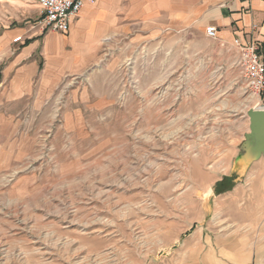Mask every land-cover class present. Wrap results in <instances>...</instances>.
<instances>
[{
    "label": "rangeland",
    "instance_id": "374dc122",
    "mask_svg": "<svg viewBox=\"0 0 264 264\" xmlns=\"http://www.w3.org/2000/svg\"><path fill=\"white\" fill-rule=\"evenodd\" d=\"M152 32L79 66L41 50L0 68V264H197L254 214L245 177L263 164L231 174L258 108L238 54Z\"/></svg>",
    "mask_w": 264,
    "mask_h": 264
},
{
    "label": "crops",
    "instance_id": "0c3cea01",
    "mask_svg": "<svg viewBox=\"0 0 264 264\" xmlns=\"http://www.w3.org/2000/svg\"><path fill=\"white\" fill-rule=\"evenodd\" d=\"M41 11L33 0H0V68H32L34 57L47 53L49 60L79 66L109 36H133L136 30L194 31L217 29L222 48L238 54L241 45L253 44L264 53V0H95L86 2L70 22L68 32L44 31L38 25ZM21 36L20 41L13 39ZM8 60L10 62H8ZM263 164L264 157L253 162ZM250 166V168H251ZM259 166V165H257ZM247 172L251 180L246 202L254 214L231 221V229L208 236L207 250L195 256L197 264H264V170ZM251 170V169H250ZM245 206H237L239 210ZM227 211V210H226Z\"/></svg>",
    "mask_w": 264,
    "mask_h": 264
},
{
    "label": "built area",
    "instance_id": "2783aa9c",
    "mask_svg": "<svg viewBox=\"0 0 264 264\" xmlns=\"http://www.w3.org/2000/svg\"><path fill=\"white\" fill-rule=\"evenodd\" d=\"M41 11L38 25L44 31L66 33L70 22L77 17L86 2L95 0H33ZM209 38L217 37V29L214 26L205 28ZM21 36L13 39L20 41ZM238 47V59L242 67V74L246 80V86L255 97L256 106L264 109V53H260L253 44L241 45L234 41Z\"/></svg>",
    "mask_w": 264,
    "mask_h": 264
},
{
    "label": "water",
    "instance_id": "95a60500",
    "mask_svg": "<svg viewBox=\"0 0 264 264\" xmlns=\"http://www.w3.org/2000/svg\"><path fill=\"white\" fill-rule=\"evenodd\" d=\"M248 131L239 145V154L233 159L231 174L238 179L250 165L264 157V109L250 108L246 111Z\"/></svg>",
    "mask_w": 264,
    "mask_h": 264
}]
</instances>
